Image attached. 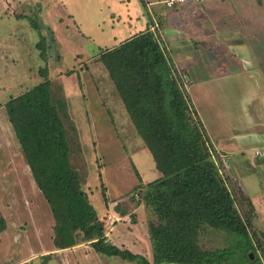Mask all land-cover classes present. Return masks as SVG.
<instances>
[{
	"label": "rangeland",
	"instance_id": "rangeland-1",
	"mask_svg": "<svg viewBox=\"0 0 264 264\" xmlns=\"http://www.w3.org/2000/svg\"><path fill=\"white\" fill-rule=\"evenodd\" d=\"M116 1L0 0V217L5 222V229L0 232V236L2 235L0 249L5 255L0 254V264H13L23 254L26 255L28 249H36L37 252L38 248H34L33 237L29 239L25 235L26 232L29 229L33 230L31 227L33 221L37 226L42 225L40 227L44 230L49 228V224L53 221L45 198L34 195L38 189L33 182L28 163L4 107L10 97L42 81V73L47 75L50 81L51 99L58 106L64 121L70 163L77 169L81 177V186L96 208L100 220L103 221L104 231L108 230L106 219L109 214L108 209L110 213H115L121 218L120 222L126 224L136 223L137 219L143 220L147 226L150 222H158L157 216L147 205L144 195L146 184L160 173L142 138L129 120L107 70L98 58L101 48H111L119 43L126 35V28L131 34L143 29L142 27H145L143 20L149 19V12L143 4L142 11L138 13L133 3L126 6L123 2ZM157 1L163 6H168L166 4L168 0ZM125 2L128 4L129 1ZM175 2L178 4L181 1ZM194 2L198 3L201 0ZM120 4L123 14L119 13ZM214 5L216 4H212ZM197 8L200 12L197 16L196 14L183 16L185 11L177 13L178 10L171 12L173 14L171 16L173 20L178 19L175 20L177 26L189 29L187 26L189 21H202L207 16L199 7ZM150 10L155 12L152 8ZM111 12H114L115 16L121 14L122 20L131 18V23L136 26L131 25L128 28L122 20L113 19ZM213 14L218 19L222 16L218 11ZM33 22H36L37 26H34ZM158 23L160 27V21ZM158 32L155 33L160 40V32ZM202 34L200 30V34H196L198 38L190 40L197 46L195 52L197 55L206 51L203 47L206 42L201 40L205 34ZM211 34L215 35V33ZM42 36L46 37L41 44L47 50L45 56L40 55L41 45H38ZM172 49L174 53L167 49L168 55L173 65L179 68L182 60L187 61L188 52L178 56L171 45ZM214 50L216 51L210 50V52L222 54V47L216 46ZM185 67L198 78L222 73L220 66L216 67L210 61L206 63L204 59L195 60L193 64L186 62L183 69ZM182 71L180 72L186 83L188 78ZM185 86L190 97L187 85ZM190 88L196 102L195 111L200 120H203L205 129L213 140V147L222 148V132L226 130L222 126V122L225 121L222 119L224 118L222 90L216 93L204 91L197 94L195 89L192 90V86ZM217 88H220V85ZM227 118L235 128L242 127L241 119L236 120L233 116H227L226 123ZM227 137L228 134L225 135V138ZM254 143L258 142H251L248 139V142H240L239 146L243 145L242 147L250 149V145ZM244 151L246 157L250 159L251 153L247 154L249 150ZM235 159L228 158L227 166L230 170L231 168L232 170L248 169L245 163ZM230 177L234 181L231 175ZM256 179L257 176H251L246 181L259 184ZM260 184V189L258 191L253 189V193L264 199V181ZM247 192L249 193V190ZM251 207L253 208L252 205ZM259 212L260 217H264V207ZM116 223L115 227L122 225ZM251 226L257 232L261 245L255 244V255L253 252L247 254L250 258L254 256L253 259L255 256L259 257L264 263V218L260 220L255 216L251 220ZM127 229L131 230L130 226H127ZM19 235L23 236L22 239L14 238ZM11 237L18 242L15 243L14 248L8 244ZM197 241L201 249L209 254L217 249L233 246L231 233L212 227H205ZM142 242L146 248H142V252L151 248L150 242L149 244L147 241ZM3 248H12L14 253H9V250ZM230 250L226 251L225 255L233 259L227 261L221 255L218 257V264H251L240 261L243 252L239 249ZM100 260L105 264H136L118 256L100 255ZM27 264H38V260L35 259Z\"/></svg>",
	"mask_w": 264,
	"mask_h": 264
},
{
	"label": "trees",
	"instance_id": "trees-1",
	"mask_svg": "<svg viewBox=\"0 0 264 264\" xmlns=\"http://www.w3.org/2000/svg\"><path fill=\"white\" fill-rule=\"evenodd\" d=\"M158 37L147 27L98 53L160 173L146 184L144 195L158 218L147 226L151 262L107 241L103 221L70 163L64 121L51 99L47 75L42 73V81L5 102L8 121L32 178L49 205L53 243L66 248L89 241L100 254L136 264H218L221 255L227 261L233 259L226 251L237 248L243 252L240 261L264 264L259 257L247 254L255 255V244L261 245L251 226L254 209L242 199L230 177L228 160L221 159L213 147L191 104L185 80ZM45 39L42 36L38 45ZM40 48V55L45 56V46ZM4 224L0 217V232ZM205 227L231 233L233 246L211 254L202 250L197 239Z\"/></svg>",
	"mask_w": 264,
	"mask_h": 264
},
{
	"label": "crops",
	"instance_id": "crops-1",
	"mask_svg": "<svg viewBox=\"0 0 264 264\" xmlns=\"http://www.w3.org/2000/svg\"><path fill=\"white\" fill-rule=\"evenodd\" d=\"M125 1L117 0L116 2H123L126 6L133 3L138 13L142 11L141 5L143 4L149 12V19L145 18L143 20L145 27H142L143 29L133 34L156 23L157 32L159 30L160 40L164 43L166 50L170 49L174 53L173 49L171 50L172 45L178 56L188 52L186 55L187 61L182 60L180 62L181 67L176 68L178 71L183 70L182 72L188 78L185 85H187L190 92V98L194 107L196 102H194L195 99L192 96L190 86H192L193 91L194 89L196 90L197 94L204 91L216 93L222 90V117L224 116L222 119L225 120L222 122V126L226 130L222 132V148L218 146H214V148L222 154L221 156L224 159L228 160L229 157H233L236 158V161L247 165V170H232L231 168L230 175L234 179V183L239 189L242 199L250 200L256 218L263 219L264 217H260L259 211H262L264 207V199H261L260 195H254L253 189L258 191L260 183L264 181V111L261 112V110H264V0H201L198 3H195L194 0H182L178 4L174 2L171 6H163L157 0H150L148 2L143 0H128V4ZM212 4L216 5L212 6ZM197 7L201 9L200 11L207 14L202 21H189L187 23L189 29L177 26L175 20L178 19L173 20V16H171L174 10H178L177 13L187 11L183 13V16L188 17L191 14L192 16L195 14L197 16V13L200 14ZM121 8L122 5L120 4L119 13L123 14ZM151 8L155 12L150 10ZM189 9L193 11H190V13ZM216 11H218V14L222 13L221 18L218 19L213 16L215 14L213 12ZM111 13L114 17L113 19L118 18L122 20L121 14L115 16L114 12ZM136 18L139 17L136 16ZM158 21H160V27ZM122 22L127 24L128 28L131 25L136 26V24L131 23V18L130 20H122ZM200 30L203 33L202 35L205 34V37L201 40L206 42V45L203 46L206 51L197 55L195 53L197 46L193 42H190V40L198 38L196 34H200ZM210 33H215V35H210ZM125 34L119 43L133 35L127 28ZM216 46L222 47V54H212L210 52V50L216 51L214 50ZM187 48L189 49L188 51L186 50ZM193 57L197 61L204 59L206 63L210 61L216 67L220 66L222 73L205 78L195 77L193 72L188 71V68L186 69L185 67L183 69L186 62L195 63ZM218 85H220V88H217ZM227 116H233L236 120L241 119L242 127L235 128L228 118L226 123ZM225 133L228 134L227 138H225ZM248 139L251 142L258 143L251 144L250 149H248L249 147H242L243 145L239 146L240 142H248ZM211 141L213 143L212 139ZM229 144L232 145L230 146ZM244 150H249L247 154L251 153L250 159L246 157L247 155H245ZM257 151H261L263 155H256ZM255 160L257 161L255 162ZM251 176H257L256 180L259 184L257 182L253 184L248 183L246 180ZM34 184L36 183L34 182ZM36 189H38L37 185ZM247 190H249V193ZM37 191L34 192V195H40L44 199L40 190L38 189ZM108 205L111 208L109 202ZM109 210L107 211L108 213H110ZM117 222L122 225L115 227L116 222L112 226L107 225L108 230L104 231L107 241L121 249H128L133 253L141 254L151 262L153 259L152 248H148L149 250L147 249L146 252L141 251L142 248L146 249L142 241H147L148 244L150 242L145 222L140 219H137L136 223L132 224H126L123 221ZM53 224L54 220L49 224V228L44 230L40 227L42 225L37 226L33 221L31 225L33 230L29 229L25 235L29 239L33 237L34 248L37 247L38 251L36 252V249H28L27 254H23L13 264H27L35 259L38 260V264H105L101 260L99 261V256L103 254L96 252L89 241H83L71 247L57 248L52 240ZM127 226H130L131 230H128ZM140 231H142L141 235L139 234ZM22 237V235H19V237L16 236L14 238L20 240ZM1 240L2 235L0 236ZM15 243L18 244L11 237L8 244L14 248ZM16 247L18 248L19 246L17 245ZM12 248L3 249L9 250V253H12ZM0 254L5 255V252L3 253L0 249Z\"/></svg>",
	"mask_w": 264,
	"mask_h": 264
},
{
	"label": "built area",
	"instance_id": "built-area-1",
	"mask_svg": "<svg viewBox=\"0 0 264 264\" xmlns=\"http://www.w3.org/2000/svg\"><path fill=\"white\" fill-rule=\"evenodd\" d=\"M175 1H176V0H168V1L166 2V4H167L168 6H171V5L174 4ZM177 1H178V0H177ZM180 1H182V0H180ZM150 29H151L153 32H156V31H157V24H156V23H153V24L150 26ZM256 155L261 156V155H263V154H262L261 151H257V152H256ZM106 219H107V225H109V226H112L115 222L121 220V218H120L118 215H116L115 213H109V214L106 216Z\"/></svg>",
	"mask_w": 264,
	"mask_h": 264
}]
</instances>
